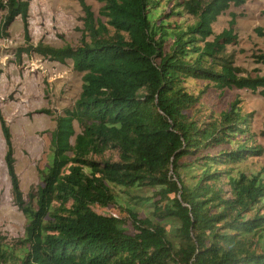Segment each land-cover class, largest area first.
<instances>
[{"label": "trees", "instance_id": "1", "mask_svg": "<svg viewBox=\"0 0 264 264\" xmlns=\"http://www.w3.org/2000/svg\"><path fill=\"white\" fill-rule=\"evenodd\" d=\"M78 45H28L81 76L71 110L56 119L46 166L25 201L9 129L1 121L14 205L25 219L18 247L0 244V264H264V169L239 167L250 116L238 101L205 115L188 81L217 92L264 98V76L236 67L235 19L218 17L248 0H95ZM29 0H0L1 30L20 20L28 39ZM264 39V26L254 29ZM264 66V56L257 57ZM48 113L47 111H43ZM74 123L81 131L75 135ZM106 152L117 161L97 160ZM124 210L127 220L95 208Z\"/></svg>", "mask_w": 264, "mask_h": 264}, {"label": "rangeland", "instance_id": "2", "mask_svg": "<svg viewBox=\"0 0 264 264\" xmlns=\"http://www.w3.org/2000/svg\"><path fill=\"white\" fill-rule=\"evenodd\" d=\"M82 1L97 17L101 5L95 0ZM231 15L236 17L234 31L238 44L229 47L228 52L234 55L235 66L251 77L264 76V66L256 63L258 56H264V39L254 33L255 28L264 26V0H248L239 8L231 7L214 23V34L228 27ZM3 16L0 12V123L3 121L9 129L15 173L21 193L28 201V194L39 183L38 172L47 164L50 134L55 129L56 119L72 109L80 93L81 76L73 72L69 63H55L33 52L18 55L28 45L53 48L78 45L84 14L78 0H29L28 44L19 19L2 32ZM186 87L196 96L202 93L200 104L205 115H217L238 101L242 113L250 116L248 131L252 141L249 146L262 149L260 157L247 159L239 170L250 174L264 169V98L245 90L220 93L199 81H188ZM74 131L75 135L81 131L75 123ZM5 153L0 127V244L15 248L23 237L25 219L13 202ZM96 159L117 161V156L106 152ZM95 212L127 220L126 212L117 207L95 208Z\"/></svg>", "mask_w": 264, "mask_h": 264}]
</instances>
